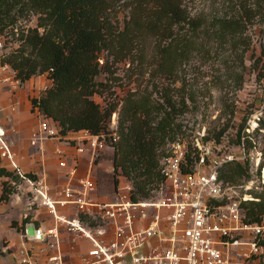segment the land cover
<instances>
[{
	"label": "trees",
	"instance_id": "trees-1",
	"mask_svg": "<svg viewBox=\"0 0 264 264\" xmlns=\"http://www.w3.org/2000/svg\"><path fill=\"white\" fill-rule=\"evenodd\" d=\"M219 3V10L207 13L192 11L186 0H0V37L10 29L18 42L0 62L9 64L21 82L45 74L49 83L30 98V111L53 122L60 137L82 130L101 135L112 150L113 174L118 172L131 186L130 200L151 199L164 181L166 145L189 136L182 116L194 109L195 101L187 86L186 65L211 52H235L242 65L250 44L245 33L255 24L263 25L264 65V0ZM29 15L36 16V24L19 30V19ZM122 62L139 69L147 66L148 77L144 85L135 84L115 101L112 83ZM260 77L264 84V73ZM241 82L239 75L237 86ZM95 95L103 96L104 103ZM243 125L237 129L238 144ZM259 128L264 130V107ZM244 143L250 145L249 134ZM197 153L194 143L186 142L188 163ZM24 175L34 178L30 172ZM0 176L19 177L2 165ZM218 176L229 185L241 184L250 180L249 163L228 162L218 169ZM8 187L4 181L0 201L7 199ZM254 197L258 200L241 202L245 223L264 221V195ZM260 243L264 257V240Z\"/></svg>",
	"mask_w": 264,
	"mask_h": 264
},
{
	"label": "built area",
	"instance_id": "built-area-1",
	"mask_svg": "<svg viewBox=\"0 0 264 264\" xmlns=\"http://www.w3.org/2000/svg\"><path fill=\"white\" fill-rule=\"evenodd\" d=\"M3 40L0 37V49ZM20 80L9 64L0 62V85L18 87ZM262 109L249 114L242 128L237 153L215 152L211 144H194L197 158L186 159V146L171 144V150L161 162L164 181L156 198L134 202L129 198L130 184L117 187L115 198L95 196L96 181L91 175L94 159L109 148L101 135L82 130L77 136L85 142L76 146L78 153L88 155V169L77 174V162L69 163L64 155L58 161L65 168L67 182L53 196L43 178H31L19 169L14 153L0 124V165L6 160L10 167L30 185L34 197L54 219L49 228L25 226L22 236L27 241L46 243L53 248L49 259L64 264L59 226L86 238L90 248L84 264H260L263 260L264 221L243 222L241 202L254 199L249 194H237L218 176V169L228 162H248L264 174L262 153L255 145L248 147L244 135L259 128ZM116 113L110 118V129L116 128ZM53 122L44 119L30 137L35 145L43 138L57 137ZM62 153V152H61ZM60 210H65L60 212ZM22 264H34L30 249L19 250Z\"/></svg>",
	"mask_w": 264,
	"mask_h": 264
},
{
	"label": "rangeland",
	"instance_id": "rangeland-1",
	"mask_svg": "<svg viewBox=\"0 0 264 264\" xmlns=\"http://www.w3.org/2000/svg\"><path fill=\"white\" fill-rule=\"evenodd\" d=\"M188 6L192 11L210 12L211 10H219V0H186ZM124 14H120V17ZM36 24V16L29 15L27 17L19 19L17 22L18 29H25L32 27ZM262 24H255L249 27L246 31V35L250 39V44L246 52L242 56V65H240V57L235 52H226V54L211 52L208 56L203 58H195L188 65H186L184 74L187 81V86L191 90L195 107L193 110L185 113L182 116V122L187 127L189 136L187 140L182 142L176 141L173 143H180L186 146V142L200 144H211L215 152H231L237 153V129L241 122L246 121V118L255 109L264 107V84L260 75L264 73L263 56H261V41H262ZM2 34L3 47L0 49V61L4 55L17 46V41L14 40L10 29ZM15 73V72H14ZM115 74L118 79L112 83V98L118 101L124 93L135 87V84L143 82L148 77V67L144 66L138 68L135 65H130L128 62L119 63L116 66ZM237 74V75H236ZM242 75V82L240 86H237L239 75ZM235 76L237 79H235ZM104 76L100 75L99 79H103ZM237 80V81H236ZM49 81L45 77V74L34 75L28 80L21 82L16 88L11 86L0 85V98H4L0 109V118L4 116L3 113L14 112L15 110L26 109L29 105L30 98L42 93L43 89L48 85ZM145 82H143L144 85ZM150 88V87H149ZM103 96L95 95L94 99L101 104L104 103ZM230 110L232 113H230ZM32 112V111H31ZM34 116L38 117V122L43 121L44 118L34 111ZM8 119V117L6 116ZM117 119V114H116ZM1 122H3L1 120ZM7 139L12 138V130H10L7 124ZM222 136L218 141H215V135L223 130ZM30 133V137L34 131ZM74 136V135H72ZM51 141L53 144H58L60 147H69L73 144H85L80 139L60 137L43 140V144H48L47 141ZM250 145L248 147L260 150L262 153V161L264 160V130L253 131L249 134ZM27 143V142H26ZM166 145L167 150L170 152L171 144ZM30 144V139H29ZM51 144V143H50ZM32 145V147H36ZM59 148L58 146H56ZM55 145L50 147H38L40 153L48 152L49 149H55L52 152L56 167L51 172L52 179L51 184L53 191L61 190L67 181L66 170L58 165V161L61 159L60 154L57 152ZM71 148V147H69ZM35 151V149H33ZM74 156L78 157V152L74 148H71ZM84 154V153H83ZM86 154V153H85ZM112 150L105 148L100 151L98 156L94 159L91 167V175L96 180L95 196L99 199L115 198V191L117 187L127 183V180L123 178L118 172L113 174L112 164ZM81 160L80 169L82 172H86L88 169V158ZM70 163V162H69ZM7 166V164H4ZM250 180H241V184L234 185L238 195L244 193L248 196L258 200L254 196L264 195V174L261 176V172H257L254 166L249 164ZM15 184H10L8 188L12 189L14 194L21 196L22 199L30 209H34L36 199L34 193L29 184L26 182H20L14 180ZM19 183V184H18ZM3 188V182L0 183V189ZM157 190L154 197L158 194ZM11 194V192H10ZM19 200V199H18ZM33 202V203H32ZM257 261L260 264H264L263 260H257V258H251V263Z\"/></svg>",
	"mask_w": 264,
	"mask_h": 264
},
{
	"label": "crops",
	"instance_id": "crops-1",
	"mask_svg": "<svg viewBox=\"0 0 264 264\" xmlns=\"http://www.w3.org/2000/svg\"><path fill=\"white\" fill-rule=\"evenodd\" d=\"M3 99L4 98H0V109L3 105L2 102H4ZM3 114L4 116L0 118V124L3 126L5 132H7V127L4 126L5 124H7L9 126L8 128L13 132L12 138L9 141L6 135V140L14 153V158L19 169L23 173L30 172L34 174V177L43 178L53 196L57 193V190L53 191L54 189L51 184V172L56 167L54 156L52 155L55 149L53 150L50 148L48 152L40 153L38 147L58 146L59 148L56 147V150L60 156L64 155L70 163H72L73 160L77 162V174L79 176L86 173L81 171L80 165L81 160L85 159V156L89 158L88 155L79 153L78 157H75V154L71 150V148L75 149L79 144L69 146L71 148L60 147L58 144H53L50 140L47 141L48 144H43V140L46 138L38 141L37 146L34 148L29 144L30 133L38 129V124L40 122H38V117L34 116L35 112L30 111L29 105L26 109L15 110L12 113L7 112V114ZM1 120L3 122H1ZM48 138L50 139L51 137ZM67 138L80 139L77 135H69ZM33 149H35V151ZM1 163L2 166L7 169L13 170L6 160H2ZM5 163L7 166L4 165ZM14 180H19L22 183L26 182L20 176L17 177V179H11V177L8 176H0V183L5 181L9 185L15 184ZM1 192L2 190L0 189V195ZM10 192L11 194H8L7 199L0 201V264H22L20 262L19 250L24 245L30 249L34 264H56L55 261L49 259L50 255L54 254L55 250L53 248H50L46 243L27 241L22 236V230L25 226H29V228L32 226L42 227L44 229L53 227L55 224L52 214H50L44 206H41L38 200H35V208L30 209L27 204L21 200L22 195L19 196L17 195L18 193L14 194L12 189ZM64 211L65 210H60V212ZM59 232L63 263L84 264L85 261L83 257L86 255L91 245L89 240L69 230L64 225L59 226Z\"/></svg>",
	"mask_w": 264,
	"mask_h": 264
}]
</instances>
